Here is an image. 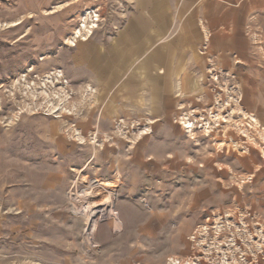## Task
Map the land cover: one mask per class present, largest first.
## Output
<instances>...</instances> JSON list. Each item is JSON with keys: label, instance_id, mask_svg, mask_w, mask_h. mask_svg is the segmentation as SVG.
<instances>
[{"label": "rangeland", "instance_id": "374dc122", "mask_svg": "<svg viewBox=\"0 0 264 264\" xmlns=\"http://www.w3.org/2000/svg\"><path fill=\"white\" fill-rule=\"evenodd\" d=\"M160 1V9L165 2L166 21H174L178 16L179 0ZM142 2L0 0V227L7 220L3 217L5 211L1 202L9 189L23 186L29 178L37 179L39 171L60 168L67 174V207L81 225L79 247L75 253L84 261L95 264L99 259H131L153 253L157 264H162V260L177 264L172 262L178 258L176 253L185 244L192 248L195 243L196 250H192V255L178 261L182 264H221L210 260V251L205 249L212 236L233 243L237 257L229 264H250L242 258L243 254L252 253L245 241L250 239L247 242L255 243L257 239L253 238L260 237L249 223L252 222L250 211L258 207L261 219L264 215L262 204L249 201V194H258L259 186L253 184L260 170L264 178V18H261V41L257 38L258 41L251 43L255 46L261 43V58L234 59L243 67L240 82L244 85H239L236 74L216 68L215 59H198L203 67L199 68L195 78L204 87L201 93L209 95H201L197 99L201 100L199 105L194 104L195 109L187 111L193 112L191 121L183 119L184 126L194 133H167L166 142L170 146L165 147L170 152L176 151L175 155L181 152V157L185 156L186 169L168 168L165 164L153 167L152 172L147 173V177L150 176L148 186H134L137 190L131 197L141 202H135L129 209L134 216L141 213V207L153 211V248L139 244V249L135 250L134 243L140 239L130 244L119 241L112 245L109 236L98 231V227L106 224L114 214L111 210L117 200V188L112 179L119 158L125 160L137 142L155 129L145 119V107L143 110L125 109L122 114L111 117V122L100 123L105 107L98 104L99 87L91 85L87 67L92 68L98 78V68L104 65L100 62V54L112 59L113 45L118 43L119 48L125 50L122 61L129 58L130 47L135 49L130 55L131 66L145 78L148 65L156 60L152 57L155 50L187 49L186 44L177 40L179 25L159 28L153 19L158 13L164 14V10L150 7L142 11ZM136 16L143 17L141 21L150 25H133ZM132 27L135 34L129 29ZM78 31L82 36L74 38ZM129 33L132 34L130 37ZM86 44L91 45L87 49L88 54L91 53L87 56L89 59L79 52ZM189 60L177 56L172 59V66L181 65L185 69ZM155 66L154 72L162 71ZM258 71L261 72L260 90L250 86L257 83ZM180 76L174 77V85L179 86ZM137 99L143 100L140 94ZM215 105L230 106L234 108L232 113L239 109L249 122V127L242 125V132L246 133L231 134L228 151L226 141L220 143L222 133H210L214 124L210 126L206 122L210 121V112ZM121 107L118 104L115 110ZM247 107L253 112L245 113ZM90 113L93 114L92 123L90 130H86L82 121L88 119ZM200 129L205 133H195ZM251 146L261 147V168L255 176L252 171L247 174L245 163L249 157L250 170L255 166L252 155L256 152ZM185 147L189 148L190 155L183 152ZM190 164L194 167H187ZM200 166L203 167L201 170ZM128 173L133 178L144 174L135 168L129 169ZM123 176L126 178L125 174ZM151 177L153 184H150ZM195 191L202 193L199 202L192 200ZM263 193L264 181H261ZM139 195L144 197L139 199ZM184 214L187 221H191L188 228L195 226L196 233L195 229L190 234L176 231L180 222L183 223L179 217ZM193 215H196L195 219ZM135 220L138 224L136 217ZM118 236L124 237L121 233ZM136 236L131 234L133 239ZM253 251L258 257L254 264H264V245L261 243V254L258 249Z\"/></svg>", "mask_w": 264, "mask_h": 264}, {"label": "crops", "instance_id": "0c3cea01", "mask_svg": "<svg viewBox=\"0 0 264 264\" xmlns=\"http://www.w3.org/2000/svg\"><path fill=\"white\" fill-rule=\"evenodd\" d=\"M159 3H161L160 0L152 2L151 0H143L141 3L143 6V8L141 7L142 11L150 7L152 9L155 7L159 10L163 9L164 14L163 12L156 14L155 18L157 20H153L161 29H166L171 25H179L177 40L183 42L184 45L186 44L187 49L174 48L170 50L167 47L155 50L152 57L153 60H156H152V64L148 65L149 67L144 73L145 78L131 66L132 56L130 55L135 49L130 47L129 58L127 57L126 60L122 61V51L125 52V50L119 48L118 43L113 45L114 57L112 59L106 57L105 54L102 57L100 54V62L102 61L104 65L98 68L100 69L97 72L98 78L95 71L89 66L87 67L92 80L91 85L95 84L99 87L100 101L98 104L105 107L100 123L111 122V117L122 114L125 109L135 108L140 110L142 108L143 110V107H145L147 115L145 119L150 121L153 130L155 129L151 135H147V137H143L137 142L125 160L119 158L117 172H115L116 174L112 179L114 187L117 188V200L111 210L114 214L106 224L98 227L99 233L109 236L112 245H116L119 241L120 243H131V241L140 239L141 242L134 243L135 250L139 249V244L145 248H153L152 233L154 234L155 217L153 211L148 212L142 207L141 213L136 216L129 209V206L135 205V202H141L140 200L134 201L131 197L133 192L137 190V188L134 189V186H148V177L150 176L147 177V173L152 172L153 167L159 168L165 164L168 168L177 167L181 171L185 168L186 163L184 162L186 159L185 156L181 157V152L179 155H175L176 151L170 152L171 150L165 149L166 146H170L166 142V138L167 133H194V131L190 132L184 126L183 119L191 121L190 117L193 112L189 113L187 111L195 109L194 104L199 105L201 100L197 99L201 95L206 97L209 95V93H201L204 87L195 78L199 68L203 67L198 59H215V67L236 74L239 85L242 86L244 83L240 80L242 79L243 67L239 65L240 61L235 62L234 59L244 61L245 58H261V43L256 46L251 45V43L258 41L257 38L261 41V29H263L261 18H264V0H179L177 6L178 16L172 22L166 21L165 2L161 4V9ZM141 8L139 7V9ZM136 17L138 18L134 20L135 24L133 25L136 26L137 23L139 24L138 27L150 25L146 21H141L143 17ZM129 29L135 34L133 27ZM128 35L130 37L132 34L129 33ZM149 37L150 35L147 36L148 39ZM151 39L153 40L154 37ZM247 45H249L248 48H244ZM90 46V44H86L84 47H80L79 52L83 58L89 57L91 54H88L87 50ZM98 53L99 50H97ZM116 53L118 56H116ZM177 56L191 59L185 64L187 71L181 65L172 66V59ZM147 63H150V61H147ZM154 63H157V65H153ZM153 66L161 68L162 71L154 72ZM105 75L106 77H104ZM178 75H181V82L179 86H176L173 79ZM260 76L261 72L258 71L257 83L250 85L257 88V90L261 89ZM101 82H103V85H101ZM111 91L113 92L111 93ZM139 94L143 99L141 101L137 99ZM118 104L122 107L115 110ZM233 109L230 106L215 105L213 111L210 112V121H206L210 126L211 123L214 124V129H211L210 133H222L220 143L226 141L228 146L226 151L229 147L231 148L229 144L231 134L246 133L242 132L244 129L243 124H247L249 127L247 118L240 113V110L237 109L236 114L232 113ZM245 109L247 114L253 112L250 107ZM92 116L93 114L90 113L88 119L82 121L84 129L90 130ZM195 133H205V131L200 129ZM251 148L254 147L251 146ZM187 149L189 148L185 147L183 152L190 155ZM68 150L67 148L66 151ZM254 150L257 154L252 155L255 166L251 170L249 168L251 159L246 157L247 160H245L248 166L247 174L252 171L253 176L261 168V147L254 148ZM113 153L116 152L113 151ZM229 155L232 159V155L230 153ZM115 162H118V158H115ZM205 166L203 165V167ZM187 167L192 168L194 166L190 164ZM203 167L200 166L199 169L201 170ZM132 168H135L139 173L144 172L143 176L134 178L129 176L128 170ZM61 170L58 168L47 169L43 172L39 171L37 179L29 178L23 186L17 185L9 189L7 196L3 197L1 202L3 211H5L3 217L7 220L0 227V264H90L75 253L79 247V227L81 225L78 219L71 215L67 207L65 197L68 186L67 174H63V170ZM139 173L136 175H139ZM123 174L126 178H123ZM119 176L122 178L121 180H118L120 179ZM149 179L151 180L150 184H153V178ZM261 181H264V178L261 177L260 170L259 177L255 179L253 184L259 186L258 194H249V201H258L259 204L264 206ZM250 191L252 190L249 189ZM142 197L144 196L139 195L138 198L142 199ZM201 199L202 193L195 191L192 200L199 202ZM262 211L264 214V209ZM250 212H252V222L249 223L254 226L255 230L257 229L260 237L253 238V240L257 239L255 243H252V241L247 242L250 239L245 241L247 248L252 253L251 255L243 254L242 258L247 260L248 263L254 264V260L258 257L256 253H253V250L258 249L259 254H261V243L264 245V240L261 241V232L264 238V215L261 219V209L258 207ZM195 213L197 215V212ZM196 215L192 216L193 219L196 218ZM179 220H182L183 223L180 222L176 231L184 234L193 232L195 226L188 228L191 221H187L186 214L183 217L180 216ZM196 231L197 228L194 233ZM118 233H121L124 237H119ZM131 234L137 235L136 238L133 239ZM128 235L131 238L128 239ZM195 245L194 243L192 248H189V245L186 246L185 244L176 253L177 260L172 262L182 264L180 261L189 258L192 255V250H196ZM205 249L210 251L208 255L210 260L222 262L221 264H229L230 261L234 260V257H237L234 255L233 243L229 240L222 241L218 238L216 240L211 236L210 243L207 244ZM95 264H157V261H155L153 253H144L131 259L115 257L107 260L99 259ZM162 264L169 263L162 260Z\"/></svg>", "mask_w": 264, "mask_h": 264}, {"label": "bare ground", "instance_id": "6f19581e", "mask_svg": "<svg viewBox=\"0 0 264 264\" xmlns=\"http://www.w3.org/2000/svg\"><path fill=\"white\" fill-rule=\"evenodd\" d=\"M87 29H88V28H87ZM81 34H82V32H81V31H78V32L76 33V36H74V38H77V37L82 36ZM190 127H193V126H190Z\"/></svg>", "mask_w": 264, "mask_h": 264}, {"label": "built area", "instance_id": "2783aa9c", "mask_svg": "<svg viewBox=\"0 0 264 264\" xmlns=\"http://www.w3.org/2000/svg\"><path fill=\"white\" fill-rule=\"evenodd\" d=\"M89 226V225H88Z\"/></svg>", "mask_w": 264, "mask_h": 264}]
</instances>
